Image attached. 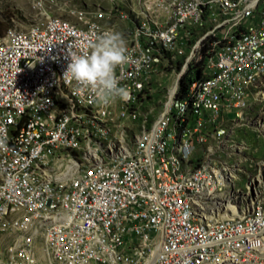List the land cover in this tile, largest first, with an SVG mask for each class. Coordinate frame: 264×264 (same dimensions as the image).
Here are the masks:
<instances>
[{
    "label": "built area",
    "instance_id": "built-area-1",
    "mask_svg": "<svg viewBox=\"0 0 264 264\" xmlns=\"http://www.w3.org/2000/svg\"><path fill=\"white\" fill-rule=\"evenodd\" d=\"M29 1L39 17L0 35V223L13 236L0 264H259L264 160L242 166L235 119L264 79V0H136L108 12L125 29ZM108 30L126 41L116 73L130 98L104 108L64 73Z\"/></svg>",
    "mask_w": 264,
    "mask_h": 264
},
{
    "label": "rangeland",
    "instance_id": "rangeland-1",
    "mask_svg": "<svg viewBox=\"0 0 264 264\" xmlns=\"http://www.w3.org/2000/svg\"><path fill=\"white\" fill-rule=\"evenodd\" d=\"M135 1L136 0H114L113 2L112 0H46L44 11L49 17H58L70 22H75L76 10L86 9L89 12H98L99 10L101 16H97V18L105 20L110 18L108 15L110 10L119 7L123 11H128V8ZM117 16L118 15H113V18L109 20H115L120 29H125L130 26L128 20H121ZM38 17L39 11L33 7L29 0H0V27L3 31L8 27L26 28L33 24ZM198 68L199 71L202 72V67L200 65L197 66V69ZM173 70V72L170 70L171 73L166 79L158 80L160 86H155L156 91L169 88L173 85L176 74L182 70V64L178 63ZM164 93L165 92H159L157 96L154 94V98L155 96L157 98H162ZM247 119L264 122V79L259 87L256 99L252 103V109L247 114ZM246 121L243 116L241 119H235L236 123L242 125L238 128L235 139H237V141H242L248 147L246 154L248 157L247 160H242V158H238V160L241 159L242 166L252 171V168H256V165L264 160V133L259 131L260 129L254 128L257 126L254 122H252L253 124L245 125ZM12 237L13 236L10 235L7 230L3 229L0 223V260L8 257L7 250ZM260 258L259 264H264V255Z\"/></svg>",
    "mask_w": 264,
    "mask_h": 264
},
{
    "label": "clouds",
    "instance_id": "clouds-1",
    "mask_svg": "<svg viewBox=\"0 0 264 264\" xmlns=\"http://www.w3.org/2000/svg\"><path fill=\"white\" fill-rule=\"evenodd\" d=\"M70 62L64 75H70L78 86L87 88L94 101L107 108L117 100L130 98L126 86H121L116 69L128 62L126 41L114 30L96 37L89 53L69 54ZM0 150H7V135L0 133Z\"/></svg>",
    "mask_w": 264,
    "mask_h": 264
},
{
    "label": "trees",
    "instance_id": "trees-1",
    "mask_svg": "<svg viewBox=\"0 0 264 264\" xmlns=\"http://www.w3.org/2000/svg\"><path fill=\"white\" fill-rule=\"evenodd\" d=\"M4 31L1 30V27H0V35H2L4 33ZM192 80L193 79L190 78V77H188V75H184L182 77L181 82H180V91H179V97L180 98H182L186 94V91L188 89V86L190 85V83H191Z\"/></svg>",
    "mask_w": 264,
    "mask_h": 264
}]
</instances>
